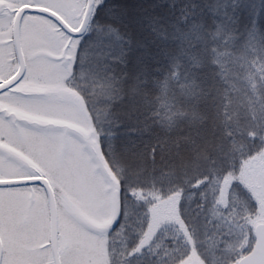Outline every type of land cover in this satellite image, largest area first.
<instances>
[{
	"label": "trees",
	"instance_id": "trees-1",
	"mask_svg": "<svg viewBox=\"0 0 264 264\" xmlns=\"http://www.w3.org/2000/svg\"><path fill=\"white\" fill-rule=\"evenodd\" d=\"M132 2L121 8L109 0L108 10L100 1L81 37L75 75L109 164L117 171L120 156L132 154L129 164L145 173L133 175L135 195L161 194L165 172L181 179L178 215L161 217L168 224L136 255L152 264V249L187 254L188 214L200 213L196 188L210 171L228 181L234 210L255 212L250 194L260 184L251 180H264V0ZM217 203L214 195L209 206Z\"/></svg>",
	"mask_w": 264,
	"mask_h": 264
},
{
	"label": "rangeland",
	"instance_id": "rangeland-1",
	"mask_svg": "<svg viewBox=\"0 0 264 264\" xmlns=\"http://www.w3.org/2000/svg\"><path fill=\"white\" fill-rule=\"evenodd\" d=\"M33 1L54 8L68 20L72 10L83 16L87 4V0ZM100 1L105 5L109 0H95L93 15L96 9L103 7ZM116 2L121 8L133 4L132 0ZM109 5L106 4L105 9L109 10ZM25 18L23 32L27 40L30 33L35 34L36 54L30 58L32 66L22 79L21 90L29 89L27 92L36 95H21L22 101L17 105L27 113L43 117V120L69 124L72 128L70 131L63 128L51 131L21 126L22 131L33 140L28 148L37 158L39 173L43 175L44 171L46 176H43L47 177L55 192L62 264H149L148 260H142L147 254L143 257L136 255L141 256L143 251L150 249L154 233L163 223L168 224L166 218L161 221V217L169 213L178 215L176 210L180 195L175 190L181 186V179L175 171L171 172L172 175L165 172L161 177V194L133 193L136 184L134 176L138 175L137 178L142 180L144 171L129 164L128 160L136 161L132 154L120 156L123 170L121 167H117V171L112 168L101 148L96 118L77 88L76 55L84 39L69 36L47 18L37 15ZM31 20L37 22L35 29L29 24ZM71 25L78 28L80 23L73 21ZM3 122L5 128H11L8 121ZM91 146L98 152L102 164L110 169L115 178L114 184L106 178ZM188 150L181 151L185 159H190L192 152ZM225 160H220L218 165H224ZM178 164L185 162L178 161ZM253 169L260 171L262 167L254 164ZM262 174L258 176L263 177L264 170ZM194 175L197 177L199 173ZM206 177L209 179L203 181V186L196 188L200 190L197 201L201 211L199 214L194 212L195 215L188 214L187 222L192 232L187 254L174 257L172 250L152 249L150 257L148 255L152 264H232L252 249L255 226L264 222V180H251L255 186H260L251 189L255 212L246 215L230 206L229 185L222 174L212 176L210 171ZM214 177L220 180L217 185L213 183ZM115 187L120 191V217L117 227L112 230L109 222L113 214ZM214 195L218 203L211 208L209 205ZM155 203L158 207H154ZM196 211L199 209L196 208ZM0 222L5 241L3 264H18V259H24V264H52L50 210L43 187L0 188Z\"/></svg>",
	"mask_w": 264,
	"mask_h": 264
},
{
	"label": "flooded vegetation",
	"instance_id": "flooded-vegetation-1",
	"mask_svg": "<svg viewBox=\"0 0 264 264\" xmlns=\"http://www.w3.org/2000/svg\"><path fill=\"white\" fill-rule=\"evenodd\" d=\"M20 1L22 0H0V5H1V9H0V87L5 82L13 78L15 74L19 71L20 66H21L19 54L16 49L15 37H14V24H15V19H16L15 17L19 9L22 6L29 5V6H43V7L55 10L54 8H51L46 4L34 2L33 0H24L19 5L18 2ZM55 11L58 12L57 10ZM27 15L41 16L38 14L26 12L23 15L22 20H21L20 38H21V48H22V52H23V56L25 60V73L23 77L26 75V73L30 70V67L32 66V63H30L31 62L30 58L34 57L36 54V51L34 52V48L36 47V43L34 41L35 38L33 39V36L35 34L32 35L33 33H30L29 39L27 40L23 32V22H24V19L27 21V18H25V16ZM41 17L51 20L50 18L45 17V16H41ZM64 19L72 27L71 24L73 23V21L75 22L77 21L81 25L83 16H80V14H77L75 10H72L70 13L69 20L67 18H64ZM51 21L54 22L53 20ZM29 24L31 25L32 29H35L37 22L36 20H31ZM56 25L60 29H62L58 24ZM65 33L68 34L67 32ZM23 77L19 81H17L15 84H13L10 88L6 90L0 89V106L4 108L8 107V109L14 110V111L22 110V108L18 106L17 103H21L22 101L21 99L22 94L18 91V89L21 88L23 85L22 84ZM3 120L8 121L10 124L9 127H11L12 129L5 128L4 126L5 122L2 123ZM23 125L22 123H15L12 119L7 118L5 117V115L0 113V180H16V179L31 178L33 176H38L37 175L38 173L36 172L35 169H33L31 166L30 167L23 166L22 163L18 162L13 155V153H18V152L23 153L24 152L27 158L31 160V162L36 164V166L37 165L40 166L37 162V158L32 154L33 152L31 151V149L28 148V144L31 143L33 140L29 137L30 136L29 134L22 131L23 129L21 128V126ZM24 127H26V129H31V128L34 129L33 127H30L28 125H24ZM21 169L24 171V173L23 171H21ZM42 174L45 175L44 171H42ZM19 187L21 186L0 187V188H2V190H5V189H15ZM0 239L3 243V257L1 260V264H3L4 245H5L4 242L5 241H4V236L1 230V222H0ZM48 244L49 242H47L46 245ZM50 247H51V244H50ZM51 250H52V247H51ZM23 260L24 259H18V264H24L25 261ZM43 262L46 263L45 260ZM62 263L63 262L61 258V264ZM26 264H29V262ZM52 264H55L53 255H52Z\"/></svg>",
	"mask_w": 264,
	"mask_h": 264
},
{
	"label": "water",
	"instance_id": "water-1",
	"mask_svg": "<svg viewBox=\"0 0 264 264\" xmlns=\"http://www.w3.org/2000/svg\"><path fill=\"white\" fill-rule=\"evenodd\" d=\"M94 6H95V0H87L82 23L80 27L77 29L72 28L57 12H55L52 9L42 6H29V5H25L21 7L15 17L16 19L14 24L15 44H16L17 52L19 54L21 66L19 71L15 74V76L11 78L9 81L5 82L0 87V89L6 90L10 88L13 84L19 81L25 73V60L21 48L20 25H21L22 17L26 12L46 16L52 19L54 22H56L69 35L73 37H78L83 35L87 30L94 11ZM0 9H1V5H0ZM27 91L29 90H25V91L21 90V92L24 94L36 95ZM0 113H3L6 117L12 118L14 122H21L34 127L45 128V129L63 128L66 131H70L72 129L69 126V124H61L55 121L43 120L41 118L17 114L1 106H0ZM73 132L76 133L77 131L74 129ZM91 150L96 155L98 164L100 165V168L102 169L106 178L109 180L111 184H114L115 178L111 173L110 169L108 168V166L102 164V160L93 146H91ZM13 155L18 161H21L22 163L27 165L28 161L20 154L13 153ZM31 184H38L42 186L46 192L48 198L49 210H50L51 246H52L54 263L61 264L60 247H59L58 208H57L55 192L49 180L41 175L37 177L22 178L16 180H0V187H11V186L31 185ZM119 194H120L119 189L115 187L113 192V214L109 222V228H113L116 225L119 218V214H120ZM2 257H3V243L0 239V264ZM232 264H264V222H260L255 226V242L251 251L247 253L245 256H243L238 262Z\"/></svg>",
	"mask_w": 264,
	"mask_h": 264
},
{
	"label": "crops",
	"instance_id": "crops-1",
	"mask_svg": "<svg viewBox=\"0 0 264 264\" xmlns=\"http://www.w3.org/2000/svg\"><path fill=\"white\" fill-rule=\"evenodd\" d=\"M5 108H6V107H5ZM7 109H8V107H7ZM11 111H13V112H15V113H17V114H21V115L32 116V115H30V113H27L24 109H22V110H18V111H14V110H11ZM18 154H20L22 157H24V158L28 161L29 164H27V165H30L31 160H29V159L27 158V156H26V154H25L24 152H23V153H19V152H18ZM21 171H23V170L21 169Z\"/></svg>",
	"mask_w": 264,
	"mask_h": 264
}]
</instances>
